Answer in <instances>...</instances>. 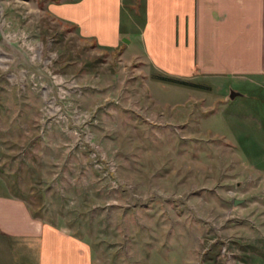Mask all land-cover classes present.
Returning <instances> with one entry per match:
<instances>
[{"label":"rangeland","instance_id":"obj_1","mask_svg":"<svg viewBox=\"0 0 264 264\" xmlns=\"http://www.w3.org/2000/svg\"><path fill=\"white\" fill-rule=\"evenodd\" d=\"M80 1L0 0V197L93 264H264V106L160 76L138 55L144 0H120L115 44L73 19L106 30L112 0L64 11ZM34 247L0 235V264Z\"/></svg>","mask_w":264,"mask_h":264},{"label":"crops","instance_id":"obj_2","mask_svg":"<svg viewBox=\"0 0 264 264\" xmlns=\"http://www.w3.org/2000/svg\"><path fill=\"white\" fill-rule=\"evenodd\" d=\"M84 1L64 11L87 5ZM144 1L145 19L136 38L141 48L138 55L160 76L206 77L214 85L225 86L224 99L230 85L246 86L245 93L239 91L235 97L264 106V0ZM110 3L115 19L106 30L100 31L98 20H87L79 9L73 19L98 41L115 44L122 36L120 0ZM130 45L131 40L126 46ZM0 203L16 212L0 215V235L33 240L34 264H93L90 249L77 237L26 216L14 199L0 197Z\"/></svg>","mask_w":264,"mask_h":264},{"label":"water","instance_id":"obj_3","mask_svg":"<svg viewBox=\"0 0 264 264\" xmlns=\"http://www.w3.org/2000/svg\"><path fill=\"white\" fill-rule=\"evenodd\" d=\"M238 94V92H236V91H233V90H230L229 91V94H228V97L229 98H233L235 95H237ZM241 201V199H233V201H232V203L233 204H237V203H239Z\"/></svg>","mask_w":264,"mask_h":264},{"label":"trees","instance_id":"obj_4","mask_svg":"<svg viewBox=\"0 0 264 264\" xmlns=\"http://www.w3.org/2000/svg\"><path fill=\"white\" fill-rule=\"evenodd\" d=\"M168 79H171V78H168Z\"/></svg>","mask_w":264,"mask_h":264}]
</instances>
